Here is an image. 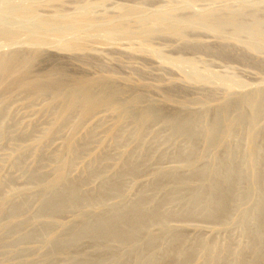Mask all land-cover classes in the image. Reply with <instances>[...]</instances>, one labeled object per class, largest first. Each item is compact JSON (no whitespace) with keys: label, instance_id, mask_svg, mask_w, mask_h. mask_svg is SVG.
<instances>
[{"label":"rangeland","instance_id":"374dc122","mask_svg":"<svg viewBox=\"0 0 264 264\" xmlns=\"http://www.w3.org/2000/svg\"><path fill=\"white\" fill-rule=\"evenodd\" d=\"M83 80L116 88L112 97L132 117L110 101L69 108L68 98L54 96L80 91ZM258 92L264 0H0V264H67L56 256L62 247L76 255L74 264H264V233L257 242L250 235L264 212ZM252 103L263 105L259 113ZM184 115L192 137L163 120ZM206 119L217 140H207ZM194 156L187 166L183 159ZM232 164L249 179L233 184L223 214L214 217L196 197L206 187L178 185L179 177ZM247 188L252 195L244 200ZM77 189L85 194L75 208L48 222L49 205ZM139 204L171 229L151 224L156 236L137 238V256L113 242L100 249L107 243H93L92 230L73 244V232L88 224L119 218L127 225ZM88 206L94 212L83 213Z\"/></svg>","mask_w":264,"mask_h":264},{"label":"bare ground","instance_id":"6f19581e","mask_svg":"<svg viewBox=\"0 0 264 264\" xmlns=\"http://www.w3.org/2000/svg\"><path fill=\"white\" fill-rule=\"evenodd\" d=\"M83 82H84V87L80 89L81 92L77 91V90L72 91L70 93H67V92H64V91H54L53 92L54 96L58 100L59 99L68 98L69 99V105H70L69 108H75L77 106H83V107H90V106H94V105L101 106V105H104L105 103H107L108 101H110V105H111L110 108L113 111L118 112L120 114L122 113L124 119L132 117L131 116V112H132L131 109L132 108L130 109L128 107V105H126V104H124V103L120 102L119 100L114 99L112 97L114 92L117 91L116 88L112 89V90H107L108 88L105 89L103 87L104 83L101 82L95 87V89H93V88H91V85H90L89 81L83 80L81 83H83ZM112 87H114V86H112ZM121 88H120V91H121ZM50 92H48V94ZM135 92L136 91H134L133 93H135ZM257 96H260L261 98L259 97L260 98L259 100L260 101L262 100L263 103H264V92H258ZM139 97H141V96L134 95L135 99H138ZM121 99H123V98H121ZM252 104H253L252 107L254 108L255 113H259L261 111L263 105H257V104H254V103H252ZM158 105H160V104H158ZM139 106H141V105H139ZM147 108H148V106H147ZM156 111H157V109H156ZM141 113H142V111H141ZM151 114H152V111L150 109V111L148 110L147 113L145 114L146 118L147 117L149 118ZM140 116H141V114H140ZM221 116H223V115L221 114ZM208 118H209V116H208ZM223 118H224V116H223ZM189 119L190 118H188L187 116L184 115L183 118L179 117V116H177V117H170L169 116V117H167V118H165L163 120H166L168 123L174 124L175 128L179 129L178 132H181V133L183 132L184 135H188V136L192 137L195 132L193 131L194 130L193 126L189 125L190 122H191V121H189ZM191 119H193V118H191ZM215 119H222V117L218 116ZM254 119H256V115H255ZM144 120L145 119H143V121ZM181 120H183V121L181 122ZM206 121H207V119L204 122V127L208 128V129H211V130H209L210 133L207 135V140L208 141L217 140V134H214V133H218L219 132V131H217V127H214L213 122H212L211 125L210 124L208 125L209 121H208V123ZM183 134H181V135H183ZM218 157L219 156H217L216 159L218 161H220L218 159ZM219 158H221V157H219ZM197 159H198V157H196V156H194L192 158L185 157L183 159V161H184L185 164H187V166H193L194 163L197 161ZM243 159H244V162H246L248 160V157H247V159L246 158H243ZM253 159L254 158L251 157L249 159V161H252ZM221 161H222L221 163L224 162V164L225 163L228 164V162H229L227 160H225V161L221 160ZM215 162L218 163L217 161H215ZM224 164H222V165L224 166ZM136 167L138 168L137 165H136ZM131 168L132 169H137V168H135L133 166H131ZM89 170H91V168ZM170 170H173V169H170ZM91 171H93V170H91ZM134 171L135 170H133V172ZM210 172H211V175H210ZM210 172H208L206 174L202 173L201 175L198 174V173H195L193 176H190V178H188L186 181L182 177L177 176V177H179L178 178L179 179V184L178 183H176V184L182 185L185 182V185H186V184H188L186 182H189V183L191 182L190 184H192V182H195V183H198V185H200L201 188L206 187V191L205 192H201V190H198V192H196V197H201L202 198V202L206 203V205L209 208V210H211V212L214 213L213 214V216H214L217 213H220V212H222L224 210H226V211L228 210V207H229V202L228 201L232 200V195L230 196V194H231V192L233 190V184L237 185V183L242 178L249 179L247 177V176H249V174L240 172V170L238 172H235V166H233V164L231 166H228L227 169H225L223 171H220L219 169H217L213 173H212V171H210ZM164 176H168V178H170L169 176H173V174L172 173H165ZM210 180H212L214 184H212L210 182ZM219 180H221V181H229V183H228L227 186L218 187L217 184H218ZM52 184H53V182L50 181L48 185L52 186ZM164 185H163V187L165 189V187L167 185H165V186ZM256 188L257 187H254L253 189L255 190ZM119 189H121V188L119 187L117 191H119ZM167 189H169V187ZM161 191H163L162 188H161ZM123 192H125V190H123ZM163 192H167V190L166 191L164 190ZM84 194L85 193L83 191H81V189H79V190L77 189V190H74V191L71 192V197H70L69 201L64 202V203H60V204H50L49 208L52 209L54 212L47 218L48 222H53L54 221L55 223H57L56 220L58 219V216H56V215H58V213H60V212H69V211L73 210L75 208V205H76L77 201L80 200L81 197H83ZM123 194L124 193H122L121 195H123ZM251 195H252V188H247V189L244 190V192L240 196L243 197V199L245 200V199L250 198ZM88 202L89 201H87L86 203H88ZM84 206H86V204ZM92 211H93V208H91L90 206H88V208L86 210L82 209L83 213H85V212H89L90 213ZM220 214H223V212L220 213ZM258 216H259V219L262 218L260 229H259V231H257V230L256 231H251V233H250V235L252 236L251 239L253 241H255V242H257L260 239V235L264 233V212L261 210L260 213L258 212ZM115 220H116V222H121V223L118 226H115L114 223H113ZM127 221H128L127 225H122L124 223V220L121 221V219H119V218L118 219H116V218L112 219L110 222L109 221H98L97 223L88 224L85 227H83L81 230L79 229V230L73 232V234H72L73 244L76 245L77 243H79L82 240L86 239L88 237V235H87L88 232H90V230H92L93 235L91 236V240H92L93 243H95V244L107 243V245L99 247L100 249H108V248H110L108 246V244L110 242H113L115 244L114 250L124 246V247H127V249H128L130 254H135L137 256V251H138V249H139V247L141 245V242H142L141 240L139 241L137 238L141 234L143 235V237L146 240L150 239V238H154L156 236V234L154 232H152L151 229L149 228L151 224L155 223L156 226L158 225L159 230H170L171 229V227H169L168 223L162 217H157L155 215L148 214L145 211V208L142 205H140V204L137 205V207L135 208L133 214L128 216ZM231 223H232V221H231ZM221 226H223V225H221ZM244 228L247 229V230L250 229L249 225L246 222H244ZM58 240L59 239H57L56 241H58ZM202 241L200 242V244H202ZM206 244H208V242H206ZM258 244L260 245V247L261 246L264 247V243H263V245H262V243H258ZM204 245H205V243H204ZM204 245H203V247H204ZM257 248L260 249L259 247H257ZM259 252H261V251H259ZM253 254L258 256L259 253L257 252V254L256 253H253ZM56 256L59 259H63L65 261H68L67 264H74L77 261L76 255H70L69 252L64 247H62L61 249L58 250ZM151 256L152 255L148 256V261H150V262H152V257ZM254 257L256 258V256H254ZM259 260L257 262H261V260L260 261ZM247 262H249V261H247Z\"/></svg>","mask_w":264,"mask_h":264}]
</instances>
